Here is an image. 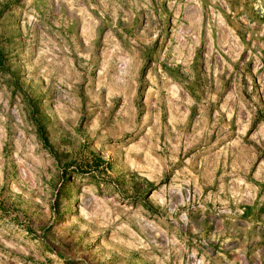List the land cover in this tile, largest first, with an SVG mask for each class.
Listing matches in <instances>:
<instances>
[{"label": "rangeland", "instance_id": "rangeland-1", "mask_svg": "<svg viewBox=\"0 0 264 264\" xmlns=\"http://www.w3.org/2000/svg\"><path fill=\"white\" fill-rule=\"evenodd\" d=\"M0 264H264V0H0Z\"/></svg>", "mask_w": 264, "mask_h": 264}]
</instances>
